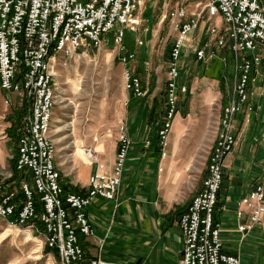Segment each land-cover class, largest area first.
Here are the masks:
<instances>
[{
  "label": "built area",
  "instance_id": "1",
  "mask_svg": "<svg viewBox=\"0 0 264 264\" xmlns=\"http://www.w3.org/2000/svg\"><path fill=\"white\" fill-rule=\"evenodd\" d=\"M146 1L0 0V88L6 92V104H13V95L30 103L17 130L16 165L32 179V183L28 179L20 182L24 199H18L17 188L10 189L0 182V227H26L43 235L44 245L58 251L61 264H145L101 257L87 259L80 240V236L95 234L89 207L97 198L115 200L120 189L132 147L127 126H119L112 174L99 161L95 147L84 146L86 158L96 166L89 176L87 191H66L57 164L54 109L61 97L58 58L73 57L87 47L100 49L109 42L105 37L109 33H114L113 41L124 65L125 88L134 97L146 96L147 90L134 67L137 52L128 50L125 44V31L139 30ZM192 1H177L169 15L175 38L167 71L166 116L158 131L163 158L168 156L167 140L179 112L178 101L189 91L188 85L180 81V61L193 32L201 25L200 19L191 16ZM204 9L209 11L204 28L208 42L196 47V57L210 62L216 55L213 44L227 47L233 53L235 75L232 91L222 105L202 189L179 218L183 238L179 264H242L240 255L224 251L215 210L226 158L239 143L238 116L246 113L245 119L250 122L255 112V87L264 93V54L258 52L264 48V8L260 0H206ZM217 15L221 16L222 26L214 22ZM142 44L138 40V45ZM97 140L95 137L94 142ZM146 142L150 144V140ZM36 193L41 196V210L35 201ZM241 203L248 208L251 225L262 222L264 185L250 191ZM244 215V210L237 211V216ZM247 228L239 226L241 231Z\"/></svg>",
  "mask_w": 264,
  "mask_h": 264
},
{
  "label": "crops",
  "instance_id": "2",
  "mask_svg": "<svg viewBox=\"0 0 264 264\" xmlns=\"http://www.w3.org/2000/svg\"><path fill=\"white\" fill-rule=\"evenodd\" d=\"M152 1L147 0L145 6H143L141 11L143 21L139 30L149 21L150 16L148 13H150L149 8L153 5ZM204 1L206 3V0H193L189 4L191 16L197 20L200 19L201 25L193 32L191 40L187 43L188 47L184 52L187 57H181L180 81L187 84V75L191 74V70H194V75L202 73L201 82L209 86V90H205L206 94H214L216 90L225 93L226 86L230 88L228 86L230 80L226 69H229L231 64H233V69L235 67L233 53L230 49L227 47L219 48L213 44L216 55L210 62L199 61L196 57V47L208 42L204 28L209 17V11L204 9ZM260 2L264 8V0H260ZM164 17H162V20ZM214 22L220 26L223 25L221 16H214ZM138 40H141V38H138ZM141 41L143 42V40ZM258 52L264 54V48H260ZM138 58L139 52H137V63L139 62ZM137 63H134L136 70ZM233 83L234 78L232 85ZM191 89L190 87L189 92H191ZM0 92L5 101L6 92L1 90V88ZM261 92L260 88L256 86L252 100L255 104V112L251 116L250 122L245 119L246 113L238 116L236 134L239 138V143L236 149L226 158L225 171L228 186L225 188V193L223 190L221 191L219 206L216 210V219L221 224V239L224 251L240 255L242 264H244L243 260L246 255L249 256L251 254V257L255 258L256 253L260 255L261 250H264V220L251 225L247 217L248 208L241 203L243 197L250 191L256 189L260 184L264 185V103L262 102L264 93L261 94ZM217 97L215 98L217 99ZM20 102L21 107H19ZM26 103V100L13 95V104L10 105H15V110H17L21 109ZM128 105H130V101ZM151 106L147 107L146 105L143 108L137 105L134 106V114L128 118L127 123H121L127 126L132 140V147L127 158V174L129 178L124 184H121L115 200L107 201L103 198H97L89 207V215L95 227V234L89 237L83 236L82 244L84 243L87 259L97 257L110 258L112 251L110 249L105 250L106 245L102 247L101 241L106 240L105 243L109 241L111 244L113 238L120 233L115 229L121 223V225H125L129 229H134V234L142 236V240L150 248L146 259H143V257L135 258V261H131L132 263L179 264L182 257L183 238L179 226L180 213L187 209L193 197L201 191L204 177H202V180L200 177L195 191L192 192L193 195L189 196L183 203L177 202L176 198H174L175 196L168 195L166 198L163 195L161 197L158 192L161 190L166 192L168 186L177 185L178 181L186 179L193 170L195 174L199 172L196 169L198 164L196 160L197 146L195 143L185 142V140H189L187 137L191 135V133L189 134L190 130L188 129L190 128H188V125L194 124L193 120L191 121L193 117L190 116L194 112V108L192 100H190L188 110H179L174 118L166 146L168 156L163 158L162 152L161 155L158 154L152 145V138L155 133H152V128L150 127L152 124L148 120ZM140 113L142 118L138 116ZM10 115L11 113L0 118V135L5 134L0 137V167H5L6 155H9L7 150L13 149L11 146L13 142L15 149L16 142L7 133V129L12 124L9 121ZM245 136L248 138L247 140H243ZM147 139L150 140L148 145ZM242 140L244 141L243 148H241ZM96 143L95 149L99 161L104 163L107 172L112 174L116 161L114 160V153H104L105 144L100 143L99 138ZM101 144H103V148L99 151L98 148ZM117 151L118 147L115 149V154ZM102 154L104 158L101 160ZM13 158L14 156L10 160V166ZM83 168L78 170V176L84 181V184L76 183L74 179L66 174H64L65 178L63 176L61 178L63 184L78 187L80 192L83 190L86 192L93 166H85ZM161 168L163 171L166 170L162 172L160 171ZM202 174L203 171H201ZM160 179L162 181L161 188H158L155 185V181H160ZM165 201L167 202L165 203L166 206L163 205ZM239 209L245 211L244 216H237ZM241 225H245L248 228L241 231L239 229ZM126 233L129 232L126 231ZM118 236L122 237V234Z\"/></svg>",
  "mask_w": 264,
  "mask_h": 264
},
{
  "label": "rangeland",
  "instance_id": "3",
  "mask_svg": "<svg viewBox=\"0 0 264 264\" xmlns=\"http://www.w3.org/2000/svg\"><path fill=\"white\" fill-rule=\"evenodd\" d=\"M177 1L153 0V5L149 8L150 13H148L149 21L144 24L143 28L137 32L125 31L127 48L139 52V62L136 63L147 90L145 97L136 98L125 88L124 65L119 60L118 47L113 41L114 33L106 34L105 37L109 39V42L100 49L87 47L85 51H80L73 57L60 56L58 58L56 71L61 97L54 109V137L57 143V164L64 178L66 174L76 183L84 184L78 176V170L85 166L91 167V162L87 160L89 163H86L85 159L78 154V149H83L84 154V146L96 147L95 137L99 138L100 143L105 144L104 153L113 152L114 160L117 159L115 149L119 147V125L122 122L127 123L128 118L135 112L134 106L143 108L146 105L149 107L157 103L158 110L164 108V92L170 60L168 48L172 46L175 38L169 12L176 7ZM162 17H164L163 20ZM138 38L143 40V45L137 44ZM182 57H187V55L183 54ZM193 71L191 70V74L187 75L186 81L188 87L192 88L190 100H192L194 112L190 116L193 117L191 121L193 120L194 124L188 125L191 135L185 142H192L197 146L196 169L199 172L195 174L193 170L186 179L178 181L177 185L168 186L166 192L162 190L158 192L161 197L163 195L166 198L168 195L175 196L176 201L182 203L193 195L192 192L195 191L200 177L202 180L203 175L207 174L209 154L219 129L222 104L232 91V81L235 75L233 64H231L230 68L226 69L230 88L226 86L225 93L216 90L214 94H206L205 90H209V86L201 82L202 73L194 75ZM129 101L130 105H128ZM262 102L264 103V98ZM19 107H21V102ZM183 108L180 106L182 111ZM14 110L15 105L8 106L0 92V118L9 113L12 114ZM138 116L142 118L141 113ZM150 127L154 134L155 127L153 125ZM247 133L248 130L246 136ZM3 135L5 134H1L0 137ZM246 136L243 140L248 139ZM13 143L11 145L13 149L7 150L11 156L6 155V165L0 167L2 181L13 175L12 165L10 166V160L15 156ZM243 145L244 141L241 143V148ZM102 148L103 144L98 150ZM103 158L104 155L101 156V160ZM95 168L96 166H93V170ZM160 171L164 172L161 169ZM201 171H203L202 175ZM128 178L126 162L122 183L124 184ZM225 182L228 186V181ZM161 183V179L156 180V187L161 188ZM226 186L222 188L224 193ZM165 203L167 202L163 203L164 206H166ZM121 224L115 229L120 233L113 238V243L110 244L109 241L105 243V240L102 244V247L106 245L105 250L112 251L110 258L107 259L123 262L135 261V258L140 257L146 259L150 248L146 246L142 236L135 235L134 229ZM120 234L122 237L118 236ZM45 248L44 236L38 232H31L26 227L20 229L6 225L0 227V264H61L54 250L47 252ZM251 256V254L246 255L243 260L244 264H264V250H261L260 255L256 253L255 258Z\"/></svg>",
  "mask_w": 264,
  "mask_h": 264
},
{
  "label": "trees",
  "instance_id": "4",
  "mask_svg": "<svg viewBox=\"0 0 264 264\" xmlns=\"http://www.w3.org/2000/svg\"><path fill=\"white\" fill-rule=\"evenodd\" d=\"M171 57V47L168 48V58ZM137 74L141 77V71L140 69H137L136 70ZM142 81H143V78L141 77ZM144 83V81H143ZM132 94V93H131ZM164 108H162L161 110H158V106H157V103L155 104H152L150 110H149V113H148V120L149 122L155 127V134L152 138V145L154 146L155 148V151L161 155V152H162V149H161V145H160V140H159V134H158V131L159 129L162 127L163 123H164V119H165V116H166V94H167V81H166V91L164 92ZM133 96V94H132ZM227 100H224V104ZM189 102H190V92L188 91L187 93L185 94H182L180 96V99L178 101V109H180V106L184 107L183 111H187L188 109V106H189ZM30 106V103L27 102L26 104H24V106L21 108V109H17V110H14V112L10 115L9 117V121H11V126L7 129V133L9 135H11L13 137V139L15 140V156L12 160V169H13V175L11 178H8L4 181H2L0 179V182L3 183V185L7 186L8 188L12 189V188H17L18 191H19V195H18V199L21 198V199H24V193L22 192L20 186V182L23 180V179H28L31 183H32V179L30 177V175H28L27 173H24V172H20L19 170H17V148H18V128L20 127V125L22 124V119L24 117V115L28 112V108ZM205 177V175H204ZM227 180V177H226V171L224 173V180H223V184H222V187H221V190L218 194V202H217V205H216V210L219 206V198H220V193L222 191V188H224L226 186V181ZM204 181V179H203ZM203 184V183H202ZM64 185V188L66 191H74V192H80V188L78 187H71L70 185L68 184H63ZM85 190L81 191V193H84ZM41 196L36 193L35 194V201L37 203V207L39 210L42 209V203H41ZM216 210H215V219H216ZM184 211H182L180 213V215L183 213ZM217 220V219H216ZM83 236H80V240H81V243L83 242ZM84 244V243H83ZM82 244L83 248H84V245ZM85 249V248H84ZM45 250L47 252H50V251H53L49 246H46ZM55 254L57 256H59V253L57 250H54Z\"/></svg>",
  "mask_w": 264,
  "mask_h": 264
},
{
  "label": "bare ground",
  "instance_id": "5",
  "mask_svg": "<svg viewBox=\"0 0 264 264\" xmlns=\"http://www.w3.org/2000/svg\"><path fill=\"white\" fill-rule=\"evenodd\" d=\"M78 154H80V157H82V158H84L85 160V162L86 163H89L87 160H89L90 162H91V160L90 159H86V156H85V154H83V149H78Z\"/></svg>",
  "mask_w": 264,
  "mask_h": 264
}]
</instances>
